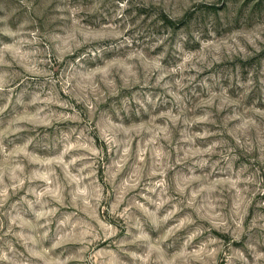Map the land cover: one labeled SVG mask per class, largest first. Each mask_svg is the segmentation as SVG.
<instances>
[{
	"label": "rangeland",
	"instance_id": "374dc122",
	"mask_svg": "<svg viewBox=\"0 0 264 264\" xmlns=\"http://www.w3.org/2000/svg\"><path fill=\"white\" fill-rule=\"evenodd\" d=\"M164 15L177 25H169ZM209 23H214L216 35L206 39L214 40L223 50L216 61L212 60L211 51L202 53L200 43L192 40V33ZM110 24L118 28L106 27ZM261 24H264V0H0V49L11 46L3 53L6 63L0 64V73L7 80L5 91L0 93V109H3L0 112V172H3L0 248L8 252L10 244L13 250L8 254L17 264L23 260L29 264H145L131 253L155 259L151 246L161 241L159 246L172 264H264V144L260 142L264 133L253 140V147L248 150L235 130L243 122L241 118L248 116L264 126V116L255 112V109L264 112V89L259 85L264 79ZM254 33L260 37L256 42L259 50L249 43L255 39ZM185 34L189 37L187 41L183 40ZM125 37L133 40L132 46L124 42ZM181 45L185 54H202L208 59L204 71L191 73L196 79L186 81L183 89L184 118L193 123L185 126L181 121L174 125L168 113L178 112L172 104L160 105L146 114L144 120L155 118L156 126L167 123L172 129L171 140L160 141L171 153L174 164L166 175L169 195L175 196L176 184L183 179L177 169L184 165L175 163L177 147L183 146L181 130L195 133L207 127L216 134L208 137L207 142L222 141L236 159L231 165L198 173L206 176L198 184L214 186L211 195L206 200L193 197L195 206L189 201L182 205L169 201L159 209L155 219H162L167 211H175V215L157 228L139 207L143 204L149 212L156 210L144 199L150 156H146L140 172L136 171L133 160L123 163L122 148L110 153L108 144L102 141L101 135L109 134L110 127L100 118L106 111L114 114V103L119 107L120 98L128 94L127 89L119 88V96L111 95L107 80L115 78L119 86L123 75L135 73L141 79L149 75L153 70L136 55L141 51L149 60L163 56L161 63L165 68H175L180 63L177 48ZM234 47L237 51L229 54ZM88 48L108 51L102 60L78 64V56ZM114 61L120 63L104 74L107 79L99 74L91 75ZM74 76H80L83 83L73 93L64 85ZM205 77L216 78L209 79L210 90L197 87ZM165 78L169 79L167 74ZM249 79L254 81L252 86L248 85ZM157 92L164 95L162 88ZM101 93L103 98L97 100ZM18 99L22 103H17ZM89 102L94 105V112H90ZM41 108L45 111L40 112ZM49 108L56 114L51 127L23 119H43L50 115ZM207 111L212 112L215 123L204 125L197 120ZM74 113L83 120L91 119L95 131L89 135L95 143L89 144L88 137L81 132L82 146L61 155L62 146L53 147L55 138L60 132L72 133L78 127V122L61 116ZM98 120L102 129L97 128ZM30 138L33 143L25 147ZM149 138V133L141 132L133 139V156L149 147ZM92 147L103 149L104 158L96 163L94 170L102 194L95 202L84 205L72 199L69 177L85 164H91L88 157ZM77 156L84 159L71 163ZM84 174L89 179L93 175L87 168ZM20 180L24 181L22 185ZM229 181H238L237 187L244 190L242 200ZM133 182L137 183L135 188L130 187ZM49 191L51 194L40 197L47 207L35 203L37 193ZM37 211L49 215L38 220ZM182 218L190 222L170 234L168 229ZM141 225L148 239L134 243ZM37 234L42 237L38 245L29 241L26 246L20 238ZM32 250L41 252L42 257L30 256ZM152 259L148 264H152Z\"/></svg>",
	"mask_w": 264,
	"mask_h": 264
},
{
	"label": "clouds",
	"instance_id": "9594fccd",
	"mask_svg": "<svg viewBox=\"0 0 264 264\" xmlns=\"http://www.w3.org/2000/svg\"><path fill=\"white\" fill-rule=\"evenodd\" d=\"M23 2V0H22ZM74 23H78V21H74ZM225 26L227 27V22H225ZM106 27L115 30L118 28V25L110 24ZM131 27V25H129ZM260 29H264V24H261ZM259 31V29H258ZM9 35L15 36L14 33H8ZM122 35V33H118ZM36 34L33 33L34 37ZM216 33L214 31V23H209L206 28H201L199 31L192 33V40L194 42H199L201 45V52H212V60L216 61L222 55L223 50L221 46L215 41H208L207 37H215ZM255 39H250L249 43L253 45V47H257V40L260 38L259 35L253 34ZM189 39L188 35L185 34L183 37L184 41ZM128 46H132L133 40L125 37L124 41ZM163 41H158V43H162ZM78 46V45H77ZM157 45H152V47H156ZM11 46L5 45L4 48L0 49V64H5L6 61L3 58V53L6 50H10ZM242 50V49H241ZM257 50L259 48L257 47ZM107 49L103 48H88L86 51L82 52L78 58L77 63L81 62L87 63L89 61H99L104 58L105 52ZM237 51L234 47L231 49V52ZM177 53L180 56V63L177 67L172 69H166L161 61L163 60V56L157 57L153 60H149L146 56L143 55V52L137 53V57L141 60L142 63H145L149 68L153 71L141 79L135 73H129L121 76L122 83L118 86L116 84L115 78L107 80L109 93L113 96H119V88H125L128 90V94L121 97L119 100V107L115 106L114 114H110L109 112H105L100 119L106 120L107 125L110 127V132L107 135H101L102 141L108 144L109 152L118 151L122 148V162L127 163L129 159L133 160V164L136 167V171L140 172L144 165L146 156H150L151 159V168L148 173L149 181L146 185V191L144 193V199L149 203V205L155 206V211L149 212V208L145 207L143 204L139 205L141 209L145 213L149 215V218L152 221L153 227H159L162 223L166 224L174 215L175 211H167L165 215L162 216V219H155L157 217V213L159 209L162 208L165 204L169 203V201L175 200L177 205L184 204V201H189L190 205L195 206L196 201L193 197H200L201 199H207L208 196L211 195L212 189L214 186H206L203 184H198L197 182H202L206 179V176L199 175L198 173L204 172L206 169H218L221 165H231L232 162L236 159L234 155L231 154V148L225 146L222 141L216 140L208 143V137L216 135L207 127L204 128L203 131L190 133L187 130L180 131V140L183 142V146L177 147V159L175 161L176 164H183L184 167L177 169V173L183 177L182 181L176 184L174 189L175 196L169 195L170 186L169 182L166 179L167 170L169 168H174V164L171 162V153L166 149V145L160 143L161 140L170 141L172 129H170L165 123L164 125L156 126L155 118L144 122L146 114H151L152 111L156 110L160 105H168L172 104L173 108H175L178 114L173 115L171 110L168 115L172 123L179 124L183 121L185 126L190 125L193 121H189L184 118V112L186 111V94H183V89L186 87V81L195 80L196 77L191 75V73L195 72L197 74L204 71L205 67L208 66L207 56L202 54H185L183 50V46H179L177 48ZM120 62L114 61L112 63H106L103 68H97L95 72L91 75L96 76L100 75L102 79H107L105 77V73L108 72L110 68H112L115 64H119ZM264 72V69H262ZM165 74L169 77V79L165 78ZM179 78H176V77ZM155 77V83H152V79ZM209 79L215 81V77H205L204 80L200 81L197 84V87H202L205 89H211V84L209 83ZM83 80L80 76L72 77L71 81L68 84H65L64 87L68 88L70 92H76L78 88L81 87ZM254 81L249 79L248 85L252 86ZM7 85V80L5 78L4 73H0V93L5 91ZM259 85L262 89H264V79L259 81ZM163 89L164 95H160L157 92V89ZM9 92L12 91L11 88L8 89ZM103 93L97 96V100L103 98ZM12 97L8 96L7 101L8 104L11 103ZM17 103H22L20 99L17 100ZM207 103H211V100ZM90 104V112H94V105ZM7 104L5 105V108ZM3 109H0L2 112ZM40 112H44L45 108L39 109ZM50 115H46L43 119L36 120L33 117H23V119L27 120L29 123L34 125H43L45 127H51L54 120L56 119V114L51 113V109H48ZM255 112L259 116H264V112H261L259 109H255ZM62 119H70L78 122V127L75 132H60L58 136L55 138L53 147L62 146L61 155H67L71 150L78 149L82 146V137L81 132L88 137V143L94 145V141L90 139V133L94 132L95 129L92 127L91 119L83 120L79 114L74 113V115H62ZM243 120L242 123H238L236 127V131L240 133V140L242 146L251 150L253 147V140L257 139L259 134L264 133V126L258 124L255 119L251 116H248L246 119L241 118ZM133 120H139L140 123H129ZM197 120L204 124L215 123L213 119V114L211 111H207L204 115L197 118ZM79 125H83L82 128ZM102 125L99 120L97 122V128L102 129ZM255 130V131H254ZM141 132H146L150 134V138L147 140L149 147L142 148L138 154L133 156L131 144L134 138L139 136ZM201 141V144H197V141ZM261 144H264V139L260 140ZM33 139L30 138L27 141L25 147L28 144H32ZM0 150H2V145H0ZM91 156L88 159L91 161V164H85L83 168L77 170L76 175H70V192L73 200H80L84 205H89L90 202H95L100 198L102 194V187L99 186L98 181L95 179L94 170L95 165L99 161H102L104 158L103 149L102 148H90ZM183 155H180V153ZM78 159H84V157H73L71 163H75ZM185 161L189 162L185 164ZM51 161H49L50 163ZM19 168L20 165H17ZM89 169L90 172L93 173L91 179L85 176L84 169ZM160 177L159 179L153 180L152 177ZM3 172H0V183H2ZM15 178V177H14ZM47 179V176L43 177ZM88 181L85 183V181ZM24 183L23 180L19 181V184L22 185ZM232 188L236 190V196L242 200L243 191L239 187H237L238 181H229ZM19 186V185H18ZM137 183L133 182L130 184V187L135 188ZM191 193V195H189ZM51 194L50 191L48 193L41 192L37 193V199L35 201L36 204H42L43 207H47L46 204L40 200V197ZM29 207H32L30 203ZM54 211V209H53ZM127 212L128 210L125 209ZM37 219L41 217H47L49 215L46 211H37L35 213ZM15 222V221H14ZM190 221L186 218H182L176 223L173 227L168 229L170 234L184 227ZM36 227V226H34ZM3 228L2 223H0V229ZM11 231V230H10ZM44 236H47V232L44 233ZM20 238L25 241V245L30 241L32 245H38L39 240L42 238L39 234L34 236H23ZM63 239V237H61ZM147 233L143 231V225H141L139 234L135 237L134 243L137 241L147 240ZM161 241H157L156 244L151 246L152 251L156 253L155 259L151 257H142L137 256L135 252L131 253L134 259H140L148 264V261L152 259V264H172L166 258L163 247L159 246ZM12 246L8 245V252H5L2 248H0V262H6V264H17V262L9 256V252H12ZM30 256L33 257H42L41 252L32 250L30 251ZM22 264H29L28 260H23ZM111 264V262H109Z\"/></svg>",
	"mask_w": 264,
	"mask_h": 264
},
{
	"label": "trees",
	"instance_id": "16d2710c",
	"mask_svg": "<svg viewBox=\"0 0 264 264\" xmlns=\"http://www.w3.org/2000/svg\"><path fill=\"white\" fill-rule=\"evenodd\" d=\"M163 17H164V20L167 21V23H169V25H171V26H176L177 25L174 20H171L166 15H164Z\"/></svg>",
	"mask_w": 264,
	"mask_h": 264
}]
</instances>
